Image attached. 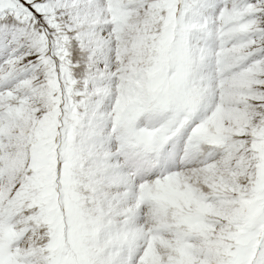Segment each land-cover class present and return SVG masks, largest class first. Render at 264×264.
Returning <instances> with one entry per match:
<instances>
[{"label": "snow or ice", "instance_id": "1", "mask_svg": "<svg viewBox=\"0 0 264 264\" xmlns=\"http://www.w3.org/2000/svg\"><path fill=\"white\" fill-rule=\"evenodd\" d=\"M0 264H264V0H0Z\"/></svg>", "mask_w": 264, "mask_h": 264}]
</instances>
